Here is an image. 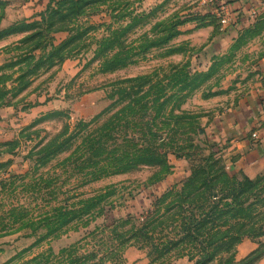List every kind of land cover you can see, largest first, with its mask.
I'll return each mask as SVG.
<instances>
[{"label": "rangeland", "instance_id": "obj_1", "mask_svg": "<svg viewBox=\"0 0 264 264\" xmlns=\"http://www.w3.org/2000/svg\"><path fill=\"white\" fill-rule=\"evenodd\" d=\"M62 1L0 0V264H68L71 249L83 264H264V235L238 241L264 226V159L236 169L264 142V0H90L78 15ZM109 26L125 29L112 53L129 57L103 73ZM71 28L87 31L76 52L30 73ZM137 77L140 104L108 96ZM152 142L155 162L102 171L92 157ZM244 175L257 182L248 216L213 214ZM201 213L212 220L188 230Z\"/></svg>", "mask_w": 264, "mask_h": 264}, {"label": "trees", "instance_id": "obj_2", "mask_svg": "<svg viewBox=\"0 0 264 264\" xmlns=\"http://www.w3.org/2000/svg\"><path fill=\"white\" fill-rule=\"evenodd\" d=\"M60 5L66 4L69 6V10L71 11V14L78 15V12L81 7L85 8L89 4L94 3V1L90 0H65L62 1ZM60 6V7H61ZM69 17L64 16L61 12L52 10L49 19L52 20V25L62 22H67V19ZM40 23H34V25H26L27 27H31V30H35V33L31 35L27 39H34V38H40L42 33L40 31ZM111 26L108 27V31L111 30V33L108 36H105L102 38V40L99 42L100 47L96 51L95 56L100 57L103 61L100 66V71L103 73L110 72L113 69H116L120 66H123L126 62V60L129 57V54L127 52H115L112 53V48L114 45L120 42V39L122 37L123 32H125V29L121 27H117L114 29H110ZM73 28L69 29V32L71 33L67 38L62 40L59 44L55 45L54 43H50V50L45 53V55H42L38 61L34 64L33 68L31 69L30 73H37L41 68L43 67H52L55 63L61 62L68 57L72 56L74 52H76V47H78V44L82 41V39L86 36L87 31H81V30H75ZM75 32V33H74ZM6 31L2 34H5ZM41 41H37L36 48H40ZM35 48V50H36ZM147 80L145 77H137L132 78L128 80H123L118 83V85H112L111 83L108 84L109 87H111L110 91H108V96L113 98L114 95L120 96V98L124 99L129 97V95H135V100L137 101V105L140 104L142 98L140 93V88L143 86V83ZM129 84V85H127ZM129 109H132L130 107ZM135 110V109H134ZM133 110V111H134ZM142 109L139 108L136 113H139ZM151 140L155 139L157 137V134L151 133ZM143 136H145V133H143ZM65 143V142H63ZM61 142H53L48 147V154L49 153H55L56 151H59L61 148V145L63 144ZM94 152H93V158L97 160V163L99 165L98 170H104L106 167L103 165L104 161L113 159L115 165H112L116 170H120L122 168L121 162L128 161V157H132V160H141L145 162H155L158 161L160 158V155L157 153L156 148H154V144L152 142L151 146L145 147V148H138V146L135 144L134 149H123L121 154L114 155L113 151H110L106 148L104 144H98L97 147L94 146ZM129 152V154H127ZM101 164L104 166L102 167ZM129 163H126L125 167H123V170L125 168H129L127 165ZM101 171V172H102ZM234 177V175H231ZM245 179L243 182H238L237 184L231 185L227 187L226 193L223 195V200H225V206L224 209L221 211L216 210V207L213 206V214L214 212H220L223 216L230 214L233 217L238 216H248L247 210L244 207L245 201L241 199V197L248 191L253 190L256 188L257 182L251 180L247 177V175H244ZM204 180V179H203ZM207 180H204L203 184ZM257 197H259V194H257ZM202 212V211H201ZM203 214V219L199 221V219H194L190 223V227H187L188 230H193V227H197L200 225L208 224V221L212 220V216L209 213H201ZM205 214V215H204ZM149 213L146 217L141 219V221H146L148 218ZM139 219V218H138ZM66 222V221H64ZM245 224V223H243ZM245 226V225H244ZM196 229V228H195ZM198 229V228H197ZM55 230V229H54ZM241 232V231H240ZM264 235V226L259 227H250L249 229H243L240 236L238 237V241L241 242L244 237L247 238H261ZM196 238V237H194ZM198 240V239H196ZM263 243H259V245H262ZM75 250L71 249L68 251L69 257L71 256V261L68 264H83V260L79 256H75ZM66 252V251H65ZM255 252V251H254ZM253 252V253H254ZM251 253V254H253ZM201 261H196L195 264H199Z\"/></svg>", "mask_w": 264, "mask_h": 264}, {"label": "crops", "instance_id": "obj_3", "mask_svg": "<svg viewBox=\"0 0 264 264\" xmlns=\"http://www.w3.org/2000/svg\"><path fill=\"white\" fill-rule=\"evenodd\" d=\"M256 2H258V0H256ZM244 111H247V110L245 109ZM245 113H246V115H251L253 113V111H247ZM256 134H258V133H256ZM248 143H249V145L247 147V151H246V154L244 156V159H242L240 161L241 163L239 162V164L236 165V169H238V167L239 168L241 167L240 169H243V168L249 169L250 168L249 166L252 165V164H249L251 161L257 160V162L260 163L264 159V142H263V140L260 141V139L259 140L251 139V141ZM247 157L249 158L248 162L245 161ZM250 159H252V160H250Z\"/></svg>", "mask_w": 264, "mask_h": 264}, {"label": "built area", "instance_id": "obj_4", "mask_svg": "<svg viewBox=\"0 0 264 264\" xmlns=\"http://www.w3.org/2000/svg\"><path fill=\"white\" fill-rule=\"evenodd\" d=\"M220 6L222 7V6H224V5H220ZM222 9H224V10H225V9H226V8H225V6H224V7H222ZM227 12H228V10H227ZM226 21H227V20H225V22H226ZM227 22H228V21H227ZM253 136H254V137H256L257 135H256V134H254ZM143 218H144V217H142L141 219H143Z\"/></svg>", "mask_w": 264, "mask_h": 264}]
</instances>
